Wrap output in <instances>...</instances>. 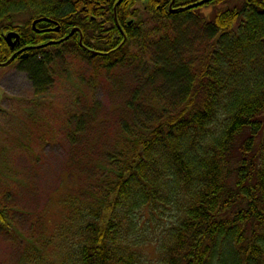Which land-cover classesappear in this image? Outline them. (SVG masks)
<instances>
[{
	"label": "trees",
	"instance_id": "1",
	"mask_svg": "<svg viewBox=\"0 0 264 264\" xmlns=\"http://www.w3.org/2000/svg\"><path fill=\"white\" fill-rule=\"evenodd\" d=\"M62 59L136 84L67 114L99 184L55 199L16 264H264V0H0V67L42 96Z\"/></svg>",
	"mask_w": 264,
	"mask_h": 264
},
{
	"label": "rangeland",
	"instance_id": "2",
	"mask_svg": "<svg viewBox=\"0 0 264 264\" xmlns=\"http://www.w3.org/2000/svg\"><path fill=\"white\" fill-rule=\"evenodd\" d=\"M90 70L85 62L59 60L52 89L38 96L25 65L0 67V210L5 212V220L0 219V264L18 263L25 243L21 239L36 231L39 215L50 209L47 222H53L55 199L92 191L99 184L97 173L83 169L90 148L99 144L95 131L74 137L77 129L67 125V114H79L85 102L95 99L107 111L126 95L112 87L131 90L136 82L130 67L114 75L93 76ZM101 139L111 144L114 135L108 131Z\"/></svg>",
	"mask_w": 264,
	"mask_h": 264
},
{
	"label": "water",
	"instance_id": "3",
	"mask_svg": "<svg viewBox=\"0 0 264 264\" xmlns=\"http://www.w3.org/2000/svg\"><path fill=\"white\" fill-rule=\"evenodd\" d=\"M42 21H49V20L46 18L36 19L33 22V27L36 28L37 23L42 22ZM55 24H57V26L54 28V30L59 31L60 30V24H58V23H55ZM38 31H46V30H38ZM20 38H21V36H20L19 32H17V31H10L5 36L6 41L8 42V44L12 48H14L20 42ZM26 56H27V53L25 55H23L22 57L24 58Z\"/></svg>",
	"mask_w": 264,
	"mask_h": 264
},
{
	"label": "flooded vegetation",
	"instance_id": "4",
	"mask_svg": "<svg viewBox=\"0 0 264 264\" xmlns=\"http://www.w3.org/2000/svg\"><path fill=\"white\" fill-rule=\"evenodd\" d=\"M13 50H14V56L16 57H18V56H20V57H22L23 55H25L26 53H27V56H28V50L26 49V47H21V48H19V47H17V45L13 48ZM26 56V57H27ZM0 64H3V63H0ZM1 66V65H0Z\"/></svg>",
	"mask_w": 264,
	"mask_h": 264
},
{
	"label": "bare ground",
	"instance_id": "5",
	"mask_svg": "<svg viewBox=\"0 0 264 264\" xmlns=\"http://www.w3.org/2000/svg\"><path fill=\"white\" fill-rule=\"evenodd\" d=\"M42 22H43V21H42ZM47 22H48V21H47ZM39 23H40V22H39ZM51 29H52V28H51ZM53 29H54V28H53ZM44 30H46V29H44ZM47 30L49 31L50 29L48 28ZM47 30H46V31H47Z\"/></svg>",
	"mask_w": 264,
	"mask_h": 264
}]
</instances>
